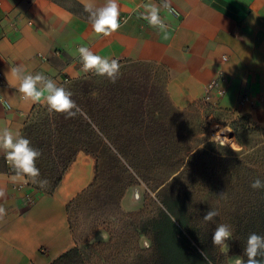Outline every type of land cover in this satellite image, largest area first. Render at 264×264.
<instances>
[{
	"label": "rangeland",
	"instance_id": "rangeland-1",
	"mask_svg": "<svg viewBox=\"0 0 264 264\" xmlns=\"http://www.w3.org/2000/svg\"><path fill=\"white\" fill-rule=\"evenodd\" d=\"M119 63L115 83L89 74L64 86L78 105L71 118L49 113L46 104L32 112L22 135L41 152L36 162L39 179L48 184L41 188L29 182L46 193L78 152L93 155L94 182L67 206L74 246L86 264H159L151 238L154 225L163 223L153 221L161 218L162 200L179 194L178 206L192 224L204 229L201 241L211 245L216 226L233 228V214H243L241 204L255 199L238 193L242 166L229 160L242 149L250 153L264 136L245 115L203 99L185 108L172 105L165 90V70L157 64ZM199 147L201 155L189 158ZM189 160L201 167L202 175L179 174L177 169ZM210 209L219 216L205 222L203 216ZM142 236L150 247L142 246ZM231 243L232 239L227 241L229 251L212 244L220 255L218 264H231L237 255Z\"/></svg>",
	"mask_w": 264,
	"mask_h": 264
},
{
	"label": "crops",
	"instance_id": "crops-1",
	"mask_svg": "<svg viewBox=\"0 0 264 264\" xmlns=\"http://www.w3.org/2000/svg\"><path fill=\"white\" fill-rule=\"evenodd\" d=\"M85 2L0 0V93L14 104L11 110L0 106V129L22 133L32 112L45 104L21 100L10 67L43 73L64 87L85 74L76 64L80 46L118 61L157 64L165 70V90L177 108L203 99L208 84L223 72L226 92L212 104L264 128V0H171L175 14L160 13L168 39L140 18L143 4L162 0H118L127 23L108 37L92 30ZM104 2L95 0L97 6ZM242 90L252 103L238 104ZM96 165V157L78 152L52 193L29 182L13 183L14 174L0 167V189L6 193L0 198L6 210L0 219V264H51L75 245L67 206L94 182Z\"/></svg>",
	"mask_w": 264,
	"mask_h": 264
},
{
	"label": "clouds",
	"instance_id": "clouds-1",
	"mask_svg": "<svg viewBox=\"0 0 264 264\" xmlns=\"http://www.w3.org/2000/svg\"><path fill=\"white\" fill-rule=\"evenodd\" d=\"M142 7L144 11L140 13V18L145 20L150 27L163 33L164 39H168V24L160 13L161 9H164L170 15L175 14L176 10L172 7L171 0H162L160 5L146 3ZM84 11L88 13L92 30L104 37L111 36L121 28L122 24L127 23V19L121 21L118 0H105L104 4L100 6L96 5L95 0H86ZM77 51L85 73L92 72L97 76H106L112 83L116 82L121 68L118 59L96 54L86 46H80ZM8 74L18 82L17 91L21 94V100L30 103L43 102L47 105L49 113L65 114L66 118H71L78 110V105L72 99V93L65 87L59 86L51 77L43 73H28L21 65L11 66ZM0 106L6 110H11L14 107L6 92L0 93ZM0 152L3 153L6 163L14 173L11 177L13 183H28L30 180L41 188L47 186L46 179H39L40 170L36 163L42 154L31 146V141L23 136L19 129L11 127L0 129ZM250 187L254 190L264 189V181L257 178ZM5 195V191L0 189V198H4ZM220 196L224 198L225 193H221ZM4 215H6V210L0 205V219ZM217 216H219V212L210 209L203 216V220L213 222ZM232 237L231 226L221 223L213 231L211 242L214 246H219L222 251H229L227 241ZM102 238L106 240L107 234L102 233ZM141 244L145 248L150 247L147 237H141ZM200 255L207 264H212L204 250H201ZM257 257L264 258V236L253 232L247 237L243 254L233 256L231 264H264V259H257Z\"/></svg>",
	"mask_w": 264,
	"mask_h": 264
},
{
	"label": "trees",
	"instance_id": "trees-1",
	"mask_svg": "<svg viewBox=\"0 0 264 264\" xmlns=\"http://www.w3.org/2000/svg\"><path fill=\"white\" fill-rule=\"evenodd\" d=\"M240 117L244 119V116ZM88 127L92 128V125ZM254 130H261V135L264 136V128L254 125ZM200 155L201 148L199 147L189 155V158L197 159ZM229 161H235L239 166H242V170H238L242 181L238 187L240 190L238 193L246 198L255 196L253 203L241 204L239 210L244 211L243 214L237 213L231 217L233 237L230 249L235 250L237 255H242L249 234L255 232L264 236V189L254 190L250 187L257 178L264 181V141L260 140L258 144H255L250 153L246 149H242L239 156ZM68 165L62 168L52 187L46 193H52L56 189ZM0 167L5 172L13 173L6 166L4 157L1 158ZM177 171L184 176L199 177L203 174L201 167L193 164L191 160L184 163ZM225 171L227 172V168ZM214 175H219V173L215 172ZM179 201V194H173L170 200H162L164 211L161 213V218L153 220L154 223L163 222L154 225L151 238L157 251L159 264H207L200 255L201 250L207 253L212 264H218L217 257L220 255L213 248L214 246L201 241L204 229L191 223L190 218L184 212L185 210L178 206ZM206 233L209 234L208 231ZM257 259L264 258L257 257ZM51 264H86V261L79 247L73 246L54 259Z\"/></svg>",
	"mask_w": 264,
	"mask_h": 264
},
{
	"label": "built area",
	"instance_id": "built-area-1",
	"mask_svg": "<svg viewBox=\"0 0 264 264\" xmlns=\"http://www.w3.org/2000/svg\"><path fill=\"white\" fill-rule=\"evenodd\" d=\"M125 18H126L125 15L121 16V20H124ZM222 59L226 60L227 57L225 55H223ZM76 64L83 69L82 63H81L79 57L76 60ZM89 74H94V73L88 72V73H85L84 75H89ZM0 77H2L1 73H0ZM226 78H227L226 74L222 72L211 83L208 84L206 94L203 97V101L204 102L212 104L213 99H215L216 97H221V96H223L225 94L226 88H225L224 83L226 81ZM63 82L68 83L69 79L68 78H64ZM250 103H252V102L250 101V96H249L247 90H242L240 92V94H239L238 104L239 105H244V104H250ZM4 161H5V159H4ZM5 164L8 167V169L10 170V167L8 166L6 161H5ZM28 199H29L30 202H32L34 200L32 198H28Z\"/></svg>",
	"mask_w": 264,
	"mask_h": 264
},
{
	"label": "bare ground",
	"instance_id": "bare-ground-1",
	"mask_svg": "<svg viewBox=\"0 0 264 264\" xmlns=\"http://www.w3.org/2000/svg\"><path fill=\"white\" fill-rule=\"evenodd\" d=\"M222 141H225V138H223Z\"/></svg>",
	"mask_w": 264,
	"mask_h": 264
}]
</instances>
